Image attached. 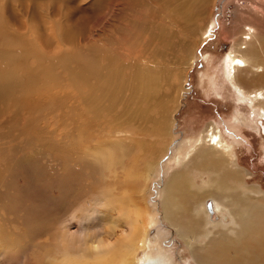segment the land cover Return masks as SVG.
Instances as JSON below:
<instances>
[{
	"label": "bare ground",
	"instance_id": "bare-ground-1",
	"mask_svg": "<svg viewBox=\"0 0 264 264\" xmlns=\"http://www.w3.org/2000/svg\"><path fill=\"white\" fill-rule=\"evenodd\" d=\"M214 1L130 0L122 4L131 12L141 7L151 8L154 20L156 18V22L153 20L145 29L140 11L132 17L129 23L133 32L140 36L144 32V35L137 34L140 43L137 56L134 63L132 59L127 64L123 56L129 57L131 53L122 52V36L117 39L106 33L102 36L103 44L101 41L87 42L80 48L76 46L77 50L74 46L67 52L49 54L41 38L33 33L28 37L13 28L0 4V106H5L1 114L6 121V133L18 129L27 137L22 150L14 152L16 156L13 155L12 160L3 159L5 165L0 168V206L5 212L19 216L31 233L43 232L48 230L54 212L64 206L72 193L78 191L87 196L93 192L94 183L87 180L93 178L95 168L111 176L119 169L125 187H133L141 180L145 186L151 180L158 164L157 159L149 158V153L157 155L161 149L158 141L163 146L167 138L169 140L171 113L178 107L175 97L178 95L179 99L183 90L182 83L170 78L163 58L171 50L173 40L180 39L182 34L186 39L183 48L186 57L195 48L193 41L197 35L200 38L197 46L209 37L205 10ZM87 3L95 8L100 0ZM118 3L119 0H106L105 12L92 20V27L96 29L105 21L103 19ZM234 10L243 13L245 10L254 20H249L247 25H232L227 30L234 44L221 60V71L226 89L234 94L231 125H242L260 133L259 120L255 118L264 121V0H238ZM198 19L200 23L207 20L205 27L197 26ZM50 26L56 42L64 45L66 31L61 23L51 20ZM131 31L126 33L131 34ZM29 60L35 65H27ZM192 63L193 58H190L186 70ZM56 67L67 76L69 100L63 98L65 87L54 74ZM181 78L185 79V74ZM165 86L171 90L170 112L169 101L160 94ZM68 105L74 109L71 111L75 116L67 134L71 145L79 144L84 133L89 134L97 123L104 124V116L111 120L108 130L102 132L108 141H98L99 145L80 152L71 149L68 162H63L61 170L53 168L41 173L43 164L37 157L40 155L43 159L44 150L35 148L31 141V136L39 132L35 114L43 108ZM7 112H11L10 115ZM217 130L213 123H208L202 133L204 140L193 143V149L183 156L184 161L188 156V169L192 167L197 172L208 173L209 177L203 182L201 193L188 194L191 212L181 204V177L185 171L181 169L171 175L163 189V218L191 246L197 264H264V192L257 187L238 191L236 185L242 184L246 172L238 165L233 143H227ZM120 133L122 139L117 140ZM150 138L154 141L149 142ZM166 150L164 148V152ZM59 152L62 153L55 149L51 155L59 160ZM146 155L140 173L137 161ZM130 156L131 162L124 164L125 157ZM26 179L30 184L23 186ZM207 197L212 199L207 201L212 210L209 211L206 202V213L203 205ZM99 199L103 204L98 209L92 208L91 218L83 215L76 232L72 233L70 226L64 225L61 237H51L54 252L44 254L43 264H166L164 257L157 260L150 254L146 235L152 221L144 208L141 190L130 197L125 192L115 195L112 190L105 189ZM198 207L200 214L196 212ZM215 212L227 214L231 224L208 222L207 214L214 220ZM95 214H99L97 222L92 220ZM214 225L219 228L217 231ZM201 235L207 243L198 248L195 245ZM47 244L53 249L51 241Z\"/></svg>",
	"mask_w": 264,
	"mask_h": 264
},
{
	"label": "rangeland",
	"instance_id": "rangeland-1",
	"mask_svg": "<svg viewBox=\"0 0 264 264\" xmlns=\"http://www.w3.org/2000/svg\"><path fill=\"white\" fill-rule=\"evenodd\" d=\"M129 1L119 0V5L113 7L109 16L107 15L108 17L103 19L105 21H102L96 29L92 27V20L105 12L106 0H100V3L95 8H92L89 5L90 3H87L89 0H0V4L4 6L2 8L6 12V20L12 24L13 28H18L19 32H24L28 37L33 33L41 38L48 48L49 54L55 55L60 51L67 52L72 50L74 46L76 49V46L80 48L95 41H101V44H103L105 41L102 36L103 33H106L107 35L111 34L117 37V39L122 36V52L125 50L131 53L129 57L123 56V61L127 64L132 59L133 63L135 62L134 58L137 56L138 45L140 44L138 41L140 34L133 32L134 28L129 23L138 9L131 12L129 8L122 5L124 3L127 4ZM237 1L215 0L213 3H210L212 7L209 5L205 10L210 24L207 27L209 37L197 46V42L200 39L199 35H197L195 41H193L195 48L192 49L191 55L186 57L183 53L186 39L182 34L180 39L173 40L171 50L163 58V66L171 73L170 78H176L178 83H182L183 90L180 93L179 99L178 95L175 97L178 101V107L174 113H171L172 124L169 140L167 138L168 141L166 140L163 146H160V141H158L157 146L161 149H159L157 155L152 156L149 153V158L157 159L158 164L151 180L149 179L145 186L142 185L141 180L133 187L131 185L125 187L121 183L122 177L119 169L116 171L115 176H111L108 173H104L101 169L95 168L93 178L87 180L88 183L91 180L93 181V192L87 196L82 195L78 191L72 193L64 206L54 212L48 223L49 228H47L48 230H44V233L39 231L31 233L30 227L25 222H21L19 216L13 215L11 212H5L0 206V264H43L44 254H52L54 252L52 239L63 234L62 226L69 225L71 232H76L77 227H79L78 222H81L83 215L88 214L89 218H91V215L94 214V207L96 206L95 209H98L103 204V202H100L99 194L105 189L112 190L115 195L125 192L130 197H135V194H138L141 190L144 208L148 218L152 221L146 239L150 243V254H153L157 260H162L161 257H164L167 260H165L166 264H197L193 258L191 246L180 238L163 218L162 194L165 184L171 175L173 173L177 174L179 170L184 169L185 171L181 177L182 192L180 199L182 206L184 205L188 208L189 213L191 212L188 194L192 192L201 193L204 189L202 184L209 177L208 173L197 172L192 167L188 169V166H186L188 164V156L185 161L183 156L187 150L193 149L196 141L202 142L204 140L202 133L208 123H213L227 143H233L234 155L238 165L246 172L242 184L236 185L238 191L244 192L247 188L257 187L260 191L264 192V121H261L260 118H255L256 121L259 120L257 125L260 127V133L254 132L242 125L235 127L231 125L232 112L235 107L233 101L234 94L232 90L226 89V83L221 71V60L224 55L233 49L234 44V39L228 35V28L232 25L238 27L239 23L247 25L249 20H254V18L252 19L251 16L245 13V10H243L244 13L234 10ZM138 11L142 15L140 19L141 23L145 24L143 28L148 29L154 20L152 9L141 7ZM51 20H58L65 29H63V31H66V34H64V39H66L64 45L56 42V38H54L51 32ZM155 20L153 22H156ZM206 21L200 23L198 19L196 24L197 26L201 25L205 27ZM130 29L132 30L131 34H127L126 32L130 31ZM142 35H144V32ZM76 50L73 49V51ZM190 58H193L192 66L186 70ZM27 65L34 66L35 63L33 60H29ZM59 67L54 69L56 70L54 74L60 78L61 86L65 87L62 92L63 98L69 100L71 92L66 87L68 83L66 82L67 76ZM184 74L185 79H182L181 76ZM60 75L61 77H59ZM160 94L168 102L171 90L165 86ZM170 104L171 102L169 101L168 106ZM170 106L169 112L171 111ZM4 107L0 106V168L5 165L3 159L8 157L12 160L16 156L14 152L18 153L22 150L21 147L27 138L18 129L9 130L6 133V121L1 114L5 109ZM71 110L74 109H71L70 105H68L61 108H43L42 111L35 114V117H37L35 125L39 129V132H35L31 136V141L35 148L44 150L43 159L40 155L37 157L41 159L43 164L41 173L53 168L57 169V171L58 169L61 170L63 162H68L71 149L75 152H80L86 150V147L90 148L99 145L98 141H108L102 132L108 130V123L111 120L109 117L104 116V124L97 123L89 134L84 133L79 139V144L73 143L71 145L67 136L72 129L73 120L75 119ZM10 113L8 114L10 115ZM20 117L23 119L24 115L22 114ZM231 134L234 135L233 138L230 137ZM119 139H122V133L119 134L117 140ZM152 141L154 139L150 138L149 142ZM164 148L167 149L165 152ZM55 149L62 151V153L59 152V160L53 154L51 155ZM147 157L148 155L140 156L137 161V168L140 173L144 168ZM73 158H76V156ZM130 158L131 156L125 157L124 164L128 165L132 159ZM178 160L179 163H177ZM43 178L45 179V175H43ZM28 184H30V181L27 179L22 182L23 186H27ZM208 200L212 201L210 197H207L204 199L203 205L206 213L205 203ZM200 210L201 208L198 207L196 212L200 214ZM74 215L76 216L75 218ZM215 215L216 218L211 220L209 214H207L208 222L211 221L213 224H231V220L227 214L215 212ZM98 216L99 214H95L92 220L97 222L96 218ZM216 225L214 226L216 227ZM218 229L216 227L215 231ZM60 237L55 240L58 242ZM48 241L52 242L53 249L49 248ZM206 243L207 239L201 235L198 237L195 246L201 248Z\"/></svg>",
	"mask_w": 264,
	"mask_h": 264
},
{
	"label": "water",
	"instance_id": "water-1",
	"mask_svg": "<svg viewBox=\"0 0 264 264\" xmlns=\"http://www.w3.org/2000/svg\"><path fill=\"white\" fill-rule=\"evenodd\" d=\"M207 208L209 209V211H211L212 209V207H211V203L210 202H207Z\"/></svg>",
	"mask_w": 264,
	"mask_h": 264
}]
</instances>
